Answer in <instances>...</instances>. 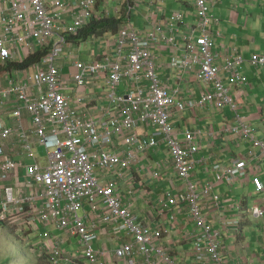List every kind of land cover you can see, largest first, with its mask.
<instances>
[{"label": "built area", "instance_id": "1", "mask_svg": "<svg viewBox=\"0 0 264 264\" xmlns=\"http://www.w3.org/2000/svg\"><path fill=\"white\" fill-rule=\"evenodd\" d=\"M104 1L106 5L112 0ZM125 1L131 17L135 5ZM184 1L195 9L196 23L188 24L183 11L175 12L171 22L166 23L161 20L162 15L166 18L164 9H150L147 19L152 28L147 34L134 30L129 21L117 34L114 45L108 43L115 53L100 48L95 53L96 44L94 62L74 64L77 71L72 76L74 87L70 89L68 80L62 76L64 62L60 61L69 47V38L79 35L93 20L97 0H78L72 8L65 0H0V65L12 62L20 54V48L31 49L36 45L47 50L28 83L11 80L0 91L5 103L13 100L19 103L13 112L15 124L0 122V183L15 181L14 186L1 190L0 223L17 224L25 232H33L35 228L44 245L49 241L57 243L45 229L52 225L66 236L78 239L80 256L87 264H178L174 252L163 244L167 232L141 219L133 204L117 195L114 181L100 180L111 170L132 169L141 154L164 145L174 172L187 183V190L177 196L159 197L160 214H170L171 208L187 207V218L194 226L193 230L181 232V240L191 244L189 254L194 263L225 264L221 232L208 225L200 203L205 197L219 206L218 196L212 195L210 184L196 191L190 183V172L198 164L195 155L199 145L190 130L184 133L183 141L179 140L173 119L208 103L218 108L230 107L236 113L238 104L221 74L224 71L233 81L241 83L244 79L239 66L246 59L232 55L225 65H218L214 48L220 32L211 27L215 17L208 0ZM163 2L153 0L152 5ZM152 20L157 23H151ZM184 29L188 32L184 33ZM162 49L178 52L169 65L174 74L194 75L212 91L197 100L180 99L178 92L169 87V78L165 80L158 73L156 52ZM250 62L264 67V55L255 54ZM102 79L105 91L90 96L91 82ZM101 99H106L107 104L100 105ZM94 108L98 113H92ZM25 112L31 128L25 127ZM238 118V126L224 130L238 131L264 156V142L253 138L252 130ZM141 126L146 133H138ZM15 135L23 144L18 161L5 154V145ZM37 145L44 149L42 161L34 153ZM248 156L254 158L252 153ZM246 164L240 158H233L224 167L217 164L213 167L214 179L229 185L248 179L255 194L264 195L259 170L251 171ZM159 176V172L153 173L154 178ZM250 214L254 220L262 219L264 206L251 209ZM23 216L27 217V224ZM170 219L174 221L175 216ZM238 224L227 221L224 225L229 228ZM101 226L110 227L117 237L115 248L100 244ZM39 227L43 229L40 231ZM44 247L48 264L77 262L72 255L62 253L55 243Z\"/></svg>", "mask_w": 264, "mask_h": 264}, {"label": "crops", "instance_id": "2", "mask_svg": "<svg viewBox=\"0 0 264 264\" xmlns=\"http://www.w3.org/2000/svg\"><path fill=\"white\" fill-rule=\"evenodd\" d=\"M65 1L72 8L74 2L78 0ZM97 1L95 17L99 18L101 13L109 16L112 12L110 7L106 8L103 2ZM114 1L119 4L122 2V0H112L111 3ZM129 2L131 5H135V8L130 13L131 17L128 15L127 4L125 7L122 2V5L115 11L117 14L115 18H118L126 10L125 25L130 21V27L143 34H147L148 30L152 28L150 20L147 19L150 9H164L166 18L162 15L161 20L166 23L171 22L170 14L177 11L187 12L185 21L188 24L197 22L192 16L194 8L189 7L184 0H165L161 4L154 3L153 5V0H129ZM208 4L211 14L218 11L216 16L219 20L215 17L213 20L214 25L212 26L213 30H219L217 32H220L214 48L218 55V65H225L227 58L232 55H240L246 59L243 65L239 66V73L244 79L241 83L238 84L233 81L231 76L224 71L221 74L230 95L238 104V109L234 113L230 107L218 108L208 103L204 107H197L195 110L175 115L173 121L177 127L176 136L183 141L184 133L190 130L194 132L195 141L199 145V152L195 155L198 164L191 170L189 181L194 185L196 191H201L207 184L212 185V195L218 196L219 206L212 203L211 198L206 199L205 197L200 199V203L203 206L202 212L208 225L221 232V254L225 264H264V217L254 220L250 214L251 209L264 206V195L255 194L254 188L248 179L239 181L235 185H229L224 180H215L214 176L216 175L213 169L217 164L224 167L233 158H240L247 162L246 165L251 171L254 168L258 169V173L264 182V156L252 146L250 140H246L241 135L238 136V131L226 132L224 130L226 127L238 126L240 121L238 117H240L241 121L246 125L248 124L251 128L253 137L264 142V67H256L250 62L253 55H264V0H209ZM211 5L216 6L215 10H212ZM135 12L137 13V18L142 22L141 29H137L140 23H137V26L133 25L132 18ZM243 12L245 13L242 14ZM239 13L242 14V17H240ZM67 21L69 23L72 21V15L69 14ZM187 32L188 29H184V33ZM116 36L109 33V35L105 36V40L108 41L107 43L111 42L114 45ZM90 41H93L92 38L83 43H69L68 51L66 54L63 52V57L60 61L64 62L62 76L68 80L70 89L74 87L72 76L77 71L74 64L78 61H88L90 63L96 60L95 53L99 52L100 47H97L95 53V48H93L80 52L79 56H76L77 47H81L80 49L82 50L85 43ZM37 50L41 51L42 49L37 48ZM24 51L27 55L31 53L28 49H24ZM32 52L35 51L32 50ZM101 52L103 53V51ZM175 54H178L175 49L168 51L162 49L156 52L158 73L165 80L169 78L168 84L171 90L177 91L178 97L184 101L197 100L202 98L205 93L211 92L212 88L201 85L196 76L174 74L171 71L169 65L172 56ZM68 57H73L74 59L72 58L71 61H68ZM0 66L3 67L5 65ZM34 67L30 75L27 74L28 70L4 71L0 76V91L8 87L11 80L15 83H28L33 72L36 71ZM9 77L11 78L9 79ZM97 82H91L89 85L88 94L90 96H95L99 90L101 92L105 91V80L102 79ZM99 104H107L106 99H101ZM18 106L19 103L16 100L5 103L0 98V122L14 125L16 120L13 112ZM98 111L97 108L92 109L94 114L98 113ZM23 115L25 127L31 128L32 123L29 116L26 112ZM138 133L143 134L146 132L141 126ZM38 147V145L35 146L34 151ZM22 148L23 144L20 142L19 137L15 135L5 145V154L18 161L23 153ZM248 153H252L254 158L249 157ZM156 171L160 173L159 178L153 177V173ZM96 175L102 176L100 173ZM106 177L100 178L101 182L105 183L108 179L114 181L117 195L124 202H131L135 213L141 219L146 220L151 227L161 228L167 232L163 237V244L174 252L178 264H195L191 254H189L191 244L181 240V232L193 230L194 226L187 218V207L180 206L179 210L171 208L170 214L167 212L160 214L158 210L159 203L157 199L159 197L163 198L165 194L177 196L182 191L187 190V183L184 180H180L174 172L171 157L165 150L164 145L150 150L146 154H141L137 164L132 169L126 171L111 170L106 174ZM14 185V180L1 182L0 199L2 188ZM171 215L175 216L174 221H171ZM23 221L27 224L26 216H23ZM227 221H238L239 224L226 228L224 224ZM108 228L110 227L101 226L99 242L115 248L118 245L117 237ZM41 229L39 227L40 231ZM45 229L57 239V243L49 241L45 242V245L55 243L62 250L63 247L72 246L70 240L74 239L79 243L76 237L66 236L64 233L55 230L52 225L45 227ZM32 231L35 239L32 245L39 246V251L42 248L47 253L44 242L36 236L35 228ZM23 241L26 240L23 238ZM79 249H81L80 243ZM69 252L65 254L75 257Z\"/></svg>", "mask_w": 264, "mask_h": 264}, {"label": "rangeland", "instance_id": "3", "mask_svg": "<svg viewBox=\"0 0 264 264\" xmlns=\"http://www.w3.org/2000/svg\"><path fill=\"white\" fill-rule=\"evenodd\" d=\"M164 2H165V0H164ZM208 2H209V0H208ZM120 5H122V3L119 4L118 2H115V1L112 3L110 1L108 3H106V8L110 7V9L112 11L109 14V16L117 17V14L115 13V11L120 7ZM211 8H212V10L213 9L215 10L216 6L211 5ZM190 10L192 11V9H190ZM183 12H184L185 16H187L186 15L187 12H185V11H183ZM174 13L170 14V19H172ZM216 13H218V11L215 13H212V15L214 17H216L217 20H219V18L216 16ZM244 13L245 12H243L242 14H244ZM242 14H240V17H242ZM192 16H194L195 21H196L197 17L195 15V9H194V14ZM137 17H138L137 13L135 12L133 15V18H132V22H133L134 26H137V23H140V26L137 29H141L142 28V22ZM195 21H193V22H195ZM151 23H157V21L152 20ZM213 25H214V23H212L211 27ZM217 31H219V30H215V32H217ZM106 38H108V37H106ZM107 42L108 41H106L105 38H102V39H97V40H93V41L85 43V45L82 47V50L80 49L81 47L78 46L76 49L77 50L76 56L78 57L80 52H85L86 50L93 49L96 46V44H97V47L98 48L100 47L102 50L107 49V51H108V49H109V50L113 51V53H115L116 51L112 50L111 47H108ZM37 48L40 49L41 47L35 46L34 48H31L28 50H30L29 52L33 53L32 50L36 51ZM67 51H68V47L65 48L64 54H66ZM19 53L20 54L13 60L14 63H22L28 56L22 48H20ZM72 58L73 57H68L67 60L71 61ZM31 73H32V69H29L27 74L30 75ZM10 78L11 77H9V79ZM123 87H124V85H123ZM34 153H35L36 158H38L40 160H42V158L45 156L44 149L42 147L35 148ZM1 223L2 224H0V264H48V262L46 260L47 253L44 251V249L40 248L41 250L39 251V246L37 247V246L32 245L35 239H34V234L31 231L25 232L22 228L19 227V225L10 224L7 221H3ZM23 238L26 241H23ZM70 242H71L72 246L66 247V248L63 247L61 252L67 253L70 251L69 253L73 254L77 260V262L75 264L85 263L86 262L85 259L81 258V256H80L79 243L77 242V240L73 239V240H70ZM20 247H21V249H20Z\"/></svg>", "mask_w": 264, "mask_h": 264}, {"label": "trees", "instance_id": "4", "mask_svg": "<svg viewBox=\"0 0 264 264\" xmlns=\"http://www.w3.org/2000/svg\"><path fill=\"white\" fill-rule=\"evenodd\" d=\"M101 2H105L104 0H99ZM125 11L122 13L118 18L115 17H106L103 13H101V16L95 17L91 21V23L84 28L79 35L77 36H71L69 38V43H78V42H85L90 40L91 38H105L106 35H109V33H112L114 36H116L120 30L125 25ZM97 11H95L96 13ZM47 54V50H36L33 53H30L27 58L22 63H14V62H8L5 66H0V76L4 73V71H19V70H29L32 69L44 55ZM241 134L239 133L238 136ZM2 224V223H0ZM21 249V247H20ZM23 250V249H22Z\"/></svg>", "mask_w": 264, "mask_h": 264}, {"label": "bare ground", "instance_id": "5", "mask_svg": "<svg viewBox=\"0 0 264 264\" xmlns=\"http://www.w3.org/2000/svg\"><path fill=\"white\" fill-rule=\"evenodd\" d=\"M125 0H122V2H123V4L125 5V7H126V4H127V2H124ZM121 2V3H122ZM121 6V5H120ZM127 9H128V12H129V8L127 7ZM254 138V137H253Z\"/></svg>", "mask_w": 264, "mask_h": 264}, {"label": "clouds", "instance_id": "6", "mask_svg": "<svg viewBox=\"0 0 264 264\" xmlns=\"http://www.w3.org/2000/svg\"><path fill=\"white\" fill-rule=\"evenodd\" d=\"M98 2V1H97ZM105 5V4H104ZM97 11V10H96ZM106 16V15H105ZM106 17H111V16H106ZM247 126L249 127V125L247 124ZM250 128V127H249ZM251 129V128H250ZM246 140H250V139H246ZM259 140V139H258ZM251 141V140H250ZM261 178V177H260Z\"/></svg>", "mask_w": 264, "mask_h": 264}]
</instances>
